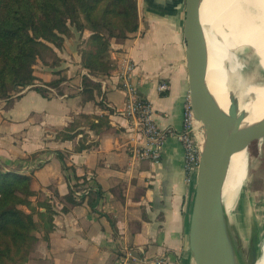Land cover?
I'll return each instance as SVG.
<instances>
[{"label":"crops","instance_id":"0c3cea01","mask_svg":"<svg viewBox=\"0 0 264 264\" xmlns=\"http://www.w3.org/2000/svg\"><path fill=\"white\" fill-rule=\"evenodd\" d=\"M184 10L179 0H138L139 29L124 41H111L116 69L102 79L91 77L101 83L94 100L83 103L81 96L89 74L79 49L90 32L73 31L62 50H55V64L38 63L34 84L0 101L1 169L32 175L35 199L50 198L56 211L52 228L37 232L27 264H121L124 249L162 257L166 264H193L189 231L197 171L188 175L184 147L173 136L159 163L135 157L149 142L132 119L119 113L126 95L115 77L121 59L129 57L135 64L132 81L153 107L156 122L182 132L189 97ZM57 80L62 82L54 93L36 89ZM160 82L169 84L168 92L158 91ZM87 116L105 117L109 128L96 136L81 126L83 132L73 140L58 139V132ZM57 153L71 168L72 184L76 176L93 187L83 202L65 200L70 181Z\"/></svg>","mask_w":264,"mask_h":264},{"label":"trees","instance_id":"16d2710c","mask_svg":"<svg viewBox=\"0 0 264 264\" xmlns=\"http://www.w3.org/2000/svg\"><path fill=\"white\" fill-rule=\"evenodd\" d=\"M138 29V0H0V101L34 84L35 66L49 62L45 55L51 54L55 64V50H62L73 31L90 32L79 49L81 65L89 74L83 78L81 96L83 103L94 100L101 93V83L91 77L102 79L116 69L111 41H124ZM61 82L53 81L49 87L58 89ZM36 89L47 95L45 89ZM81 126L94 130L96 136L109 128L105 117H79L57 133L58 139L73 140L83 132L78 130ZM96 145H83L78 151ZM57 157L70 181L65 200L72 205L83 202L93 187L76 176L72 184L71 168L62 154L57 153ZM32 184V175L0 168V264H27L38 241L37 232L52 228L55 207L50 198L35 199ZM80 191L84 193L77 201Z\"/></svg>","mask_w":264,"mask_h":264},{"label":"water","instance_id":"95a60500","mask_svg":"<svg viewBox=\"0 0 264 264\" xmlns=\"http://www.w3.org/2000/svg\"><path fill=\"white\" fill-rule=\"evenodd\" d=\"M202 0H179L185 4L183 35L186 41V69L189 98L195 123L199 125V164L196 191L190 220L189 249L193 264H240L230 236L223 203V187L230 158L264 138V122L242 132L243 117L238 116L237 103L232 101L233 129L229 133L226 117L220 111L206 84L208 48L201 18ZM199 137L204 139L203 147ZM250 239L251 264L259 260L258 242Z\"/></svg>","mask_w":264,"mask_h":264},{"label":"bare ground","instance_id":"6f19581e","mask_svg":"<svg viewBox=\"0 0 264 264\" xmlns=\"http://www.w3.org/2000/svg\"><path fill=\"white\" fill-rule=\"evenodd\" d=\"M201 18L208 48L206 84L226 117L229 133L234 125L232 101L237 103L244 133L264 122V0H202ZM242 57L253 63L244 65ZM199 142L203 147L204 139L199 137ZM247 164L246 149L230 158L222 192L228 214L236 208L240 183L247 179ZM238 227L240 231L239 221ZM242 253H246L243 241L238 259L246 264ZM257 264H264V247Z\"/></svg>","mask_w":264,"mask_h":264},{"label":"built area","instance_id":"2783aa9c","mask_svg":"<svg viewBox=\"0 0 264 264\" xmlns=\"http://www.w3.org/2000/svg\"><path fill=\"white\" fill-rule=\"evenodd\" d=\"M118 65L115 77L118 79V88L126 95L124 106L119 110V113L123 117L132 119L149 142V148L137 151L135 157L147 159L156 164L159 163L166 140L173 136L184 147L185 169L188 175L197 171L199 164V127L195 123L190 98H187L184 105L183 131L176 133L170 128L164 129L154 119L153 107L140 95L138 87L132 81L135 69L134 62L129 57H123ZM37 87L47 90L49 94L54 93L51 87L42 85ZM103 88L105 89L106 86L104 85ZM169 88V84L166 82H160L158 85L160 93L168 92ZM188 180L190 181L191 177L188 176ZM83 193L84 191H80L76 195L81 196ZM120 262L121 264H166L167 261L162 257H147L143 251L124 249L120 255Z\"/></svg>","mask_w":264,"mask_h":264},{"label":"rangeland","instance_id":"374dc122","mask_svg":"<svg viewBox=\"0 0 264 264\" xmlns=\"http://www.w3.org/2000/svg\"><path fill=\"white\" fill-rule=\"evenodd\" d=\"M44 58L52 61L53 56L47 54ZM241 60L246 66L253 63L248 57H242ZM247 155V179L245 183H240L238 201L234 212L230 214L228 228L237 255L242 251L243 241L246 253H242V258L246 264H251L250 239L256 235L259 259L262 257L264 247V138L252 143L247 149Z\"/></svg>","mask_w":264,"mask_h":264}]
</instances>
